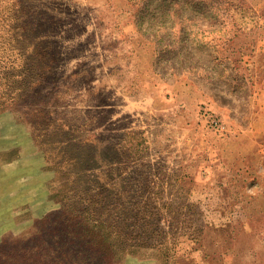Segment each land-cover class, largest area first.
I'll return each mask as SVG.
<instances>
[{
	"label": "rangeland",
	"instance_id": "1",
	"mask_svg": "<svg viewBox=\"0 0 264 264\" xmlns=\"http://www.w3.org/2000/svg\"><path fill=\"white\" fill-rule=\"evenodd\" d=\"M261 50L264 0H0V264H264V154L188 66Z\"/></svg>",
	"mask_w": 264,
	"mask_h": 264
},
{
	"label": "crops",
	"instance_id": "2",
	"mask_svg": "<svg viewBox=\"0 0 264 264\" xmlns=\"http://www.w3.org/2000/svg\"><path fill=\"white\" fill-rule=\"evenodd\" d=\"M249 53L243 51V61L240 63V70H242L241 72H251L254 77L249 76L241 80L240 83L233 80L236 76L235 73L231 74V69L234 72L235 68L229 60H226L225 64L222 65V69L224 71L227 70V74L222 73L221 69L219 71L221 73H216L215 76L214 74L204 75L203 72L207 71L204 65L195 64L188 66L192 67V71H197L196 77L202 82L198 84V92L195 93L198 98L203 96L201 99L204 102H209L211 109L223 113L228 118L232 127L229 135L231 138L244 139L243 145L241 144L238 149L239 152L241 150L244 153L251 152L258 147L259 152L264 154V50L257 51L256 54L258 56L255 59H251L252 54L251 52ZM146 66L148 74L160 79L159 74L161 71L156 70L155 57H152ZM181 86V83L177 84L175 82L174 84L176 88H182ZM155 88L158 90L159 86ZM183 90L189 93L190 88ZM193 90L191 89V91ZM151 96L149 99L152 98ZM152 103H155L154 98L151 99ZM256 122L258 124H253ZM257 139L260 140L258 145L255 142Z\"/></svg>",
	"mask_w": 264,
	"mask_h": 264
},
{
	"label": "built area",
	"instance_id": "3",
	"mask_svg": "<svg viewBox=\"0 0 264 264\" xmlns=\"http://www.w3.org/2000/svg\"><path fill=\"white\" fill-rule=\"evenodd\" d=\"M207 122L211 128V130L223 133L226 131V125L222 121V119L214 114H207Z\"/></svg>",
	"mask_w": 264,
	"mask_h": 264
},
{
	"label": "trees",
	"instance_id": "4",
	"mask_svg": "<svg viewBox=\"0 0 264 264\" xmlns=\"http://www.w3.org/2000/svg\"><path fill=\"white\" fill-rule=\"evenodd\" d=\"M234 36H235V35H234ZM234 36H233V37H231V38H230L228 41H225V42H228V43H229L230 41H232V39L234 38ZM229 46H231V44H230V43L228 44V47H229ZM229 48H230V47H229ZM229 48H228L227 52L229 51ZM230 50H231V49H230Z\"/></svg>",
	"mask_w": 264,
	"mask_h": 264
}]
</instances>
